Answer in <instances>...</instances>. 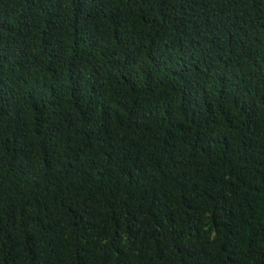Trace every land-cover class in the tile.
I'll list each match as a JSON object with an SVG mask.
<instances>
[{"label":"trees","instance_id":"trees-1","mask_svg":"<svg viewBox=\"0 0 264 264\" xmlns=\"http://www.w3.org/2000/svg\"><path fill=\"white\" fill-rule=\"evenodd\" d=\"M0 264H264V0H0Z\"/></svg>","mask_w":264,"mask_h":264}]
</instances>
